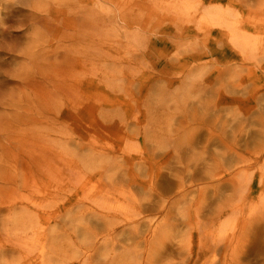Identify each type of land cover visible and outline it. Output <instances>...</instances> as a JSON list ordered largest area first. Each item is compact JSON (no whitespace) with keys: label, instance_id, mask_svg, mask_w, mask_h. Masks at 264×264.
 Instances as JSON below:
<instances>
[{"label":"rangeland","instance_id":"1","mask_svg":"<svg viewBox=\"0 0 264 264\" xmlns=\"http://www.w3.org/2000/svg\"><path fill=\"white\" fill-rule=\"evenodd\" d=\"M2 1L0 0V139L3 138L4 141L1 142L2 144L0 143L2 146H0L2 155V157L0 156V188L2 189L0 192V247L6 246L8 235L5 230L8 227L11 228L13 224L11 221L13 217L9 219L7 215L11 205L17 207L16 211L19 212V207H23L21 210L24 212L25 209H28L27 212L31 215L29 213H25V215L28 220L31 219V216L33 217L31 220L33 224L28 227V222L23 232L25 240L21 243L23 261L16 260L17 251L14 254L12 251L5 253L4 259L1 261L13 260V264H23L26 260L28 263H32L36 257L39 260L42 248L37 245L44 244L50 249L51 240L47 237L48 241L46 242L43 239V234L53 231L51 235L57 248L61 252L65 251L69 254L65 264H103L104 262V264H108L111 261L109 256L112 254L106 255L105 253L111 251L109 245L114 248L112 251L114 255L125 260L118 264H128L132 259L129 256H124L123 250L132 242L130 235L127 237L126 234L119 235L115 241L107 243V250L106 246L99 247L102 240H99L97 244L87 245L83 250H75V245L70 241L72 235L68 228L71 224L75 225L72 220L76 216L83 217L88 208H91L98 212L111 214L115 212L123 218L128 211L131 214H140L137 223H144V225L139 229L137 226V235L134 234V240L138 241L144 239L147 234L146 225L149 226L148 229L152 228L153 230L158 224L167 223L169 225L167 229L162 226L160 228L164 232L160 243L164 242L166 246L164 252L166 259L164 261L166 262L164 264H264V148L258 150L264 141V128H261L258 122L262 116L264 117V97L259 102V109L249 111V113H253V117L242 122L247 126L243 124L246 131L240 133L241 137L250 139L257 128L256 133L261 134L260 143H250L245 146L239 138L234 147L235 140L230 139V135H225L230 134V127L243 121L238 117L234 118V111L242 110L243 107L254 103L247 102L245 88L248 90L249 80L264 65V62H261L262 60L257 56L262 54L264 48H260L263 45L262 40H264V27L259 25L260 22L258 25L252 23V20L259 15L254 18L252 14L249 15L250 25L242 23V25H247L244 28L248 34V44L253 50L238 53L225 39L218 42L224 33L226 35V32L224 29L219 30L213 27L215 20L213 23L210 22V17L215 18L217 14H204L206 9L226 6L229 0H215L205 4L202 2L203 6L199 7V10L190 9L197 7V3H194L195 0H184V4H187L185 7L187 10L189 9V16L183 17L184 23L187 24L186 20L190 21V16L195 15L192 18H196V24L203 25L213 31L212 36L217 41L212 43L215 49L214 53L211 50L209 57L200 61L201 66L206 65L203 72L192 71L187 77L188 83L196 81L201 86L200 92L185 93L187 98L180 99L178 97L186 91V89L184 91L181 89L182 76L185 73L183 70H186L187 73L189 67L197 66L195 63H190L184 69V65L180 64L186 62L185 58L182 61L172 60L168 68L162 65V73L158 72L161 70V67H158L155 72L147 74L144 72L145 70L143 73L139 72V69H143V60L142 57L140 60L137 56L134 59V64L131 65L137 68L135 70L127 69V63L120 65L117 64L118 60L113 62L112 68L120 66L124 69L122 71L123 83L125 88H128L127 93H119L103 85L101 88L105 90L106 96L114 102H105V100H101V97L96 100L97 85L90 82L86 84L83 81V94L81 95L84 97L80 95L82 98L78 105L76 100L79 98L76 96L72 101L74 103L69 102L68 99L64 100L63 96L69 92L66 89L62 100H56L58 109L43 111L41 108L40 111L39 107L36 109L31 104V101L34 100L30 96L33 90L41 88L42 78L38 75L37 82L35 70L43 69L45 76L50 75L53 69V60L49 66L45 61L39 62L37 66L27 57L29 51L35 48L47 50L49 44H52L53 48L57 49V57L60 55L59 59L62 57L68 59L69 53L63 45L70 48L75 47L81 53L79 57L82 61L87 60V62L75 61L73 63L69 56V62L66 64L68 72H65L82 70V65L87 70L90 68V60L87 55H83L85 52L81 51V47L89 48V43L83 41L76 44V42L70 41L67 33L69 31V34L79 35L85 32L86 36H91V30L85 26L82 29L83 32H80V22L73 19L76 14L61 6H54L52 8L54 10L51 9L52 11L49 12L50 16H47L48 13L44 10L41 13L33 12V5H46L43 8H49V5L52 6L51 0H9L7 4H2ZM124 1L122 0L121 3ZM198 1L201 2V0ZM242 1L231 0V2L241 5L239 7L244 11L245 7H242L240 3ZM263 3L264 0H247L246 5L254 6L260 11L261 7L258 5ZM99 4H101L98 11L99 16H101V9L105 11L104 13L113 10L109 3L99 2ZM242 11L237 19H229V24L233 20L241 21L243 19L245 21L246 14ZM142 19L148 23L147 17ZM255 19L257 20V18ZM263 21L264 19L261 22ZM58 23L60 24L58 25ZM74 26H77L76 29ZM165 29L168 31V27ZM123 31V29L112 30L108 25L99 22L93 39H96L98 44L101 40L103 43H107L104 46L105 49H108L110 44H114L117 39L126 45L124 38L119 37L120 34L123 35ZM162 37L164 45H168V36ZM35 38L38 40L33 41ZM156 48L157 50L166 49L162 44L157 45ZM149 52L154 53L155 57H159L158 53L151 50ZM124 54H126L125 47L122 46V53L119 55ZM71 56L75 57L76 54ZM127 57L129 56L127 55ZM250 58H253L252 60L256 58L255 62L252 63ZM126 60L128 61L127 58ZM106 63L110 64L109 61ZM128 63L130 65L129 61ZM98 64L96 62V66ZM221 72L224 74H220L219 77ZM258 73L262 75L261 72L258 71ZM217 77L220 79L219 82H217ZM86 79H89L88 75H81L77 82ZM206 79H211V84L206 83ZM161 80H164L165 83H162ZM38 85H40L39 88H37ZM31 86L35 88H31ZM261 89L264 92V83ZM70 94L69 92L68 95L70 96ZM233 96H237L238 101L233 103L234 107L226 108L223 104L230 102V98ZM14 100L20 102L21 108L16 109L11 105ZM194 111L196 112L195 117L193 116ZM205 112L207 114L204 115V120L199 122L198 119ZM216 115H221L223 120L227 119L230 125L222 134H220L219 128L212 126L211 119L213 120ZM208 118L210 123L207 122ZM52 120H54L53 123H51ZM53 124L56 125L55 129L47 131ZM30 128H34L33 132L38 130L39 134L35 139L37 141L35 149H38L36 156L28 154L34 150L26 151L28 149L26 141H24L25 144H8L7 140L4 143V134L17 137L19 131H26ZM189 131L195 133L190 142V149L189 146H186L187 141L179 140L184 132ZM137 133L141 134L137 135ZM210 133H212L211 137ZM27 134L32 137V133ZM27 139L31 143V139ZM93 141L99 142L101 146L95 145V150L109 154L99 164H105L104 169L108 170L107 176H114L118 173H126L128 176L124 177L122 181L111 179V184L110 180L104 178V174L102 177L100 175L91 177L89 174L76 180L77 173L72 171L84 168L83 162L95 161L89 155L90 151L88 150V147L93 145ZM79 147L82 148L81 151H79ZM120 148L124 150L125 154L119 153ZM203 149H205V153L202 161L198 162L199 166L196 167V170L194 169L196 164L194 155H201ZM87 155L89 158H86ZM116 155L121 159L112 161L113 156ZM238 155L242 158L238 159ZM176 156L180 159H176ZM107 161L110 163L106 164ZM89 171H91L90 168ZM2 181H5L8 186L4 185ZM100 181L108 186V191L113 192L112 187H116L118 192H113L112 197L105 200V197L96 190L81 189V183L87 184L90 188L92 186L99 188ZM142 183L146 187H139ZM30 187H32V191L36 190L37 194H29L27 188ZM83 192H85L84 196L87 200H83ZM93 192L95 193L93 194ZM184 195L186 196L184 197ZM26 197L36 204L31 205ZM129 197L135 201H131ZM92 198H94V202H91ZM140 205L142 209L139 208ZM126 208L129 210L126 211ZM68 209H72L70 214L61 218L62 211ZM217 212L221 213L220 218L211 223L212 216L217 215ZM37 214L41 215L39 219L36 217ZM25 215L22 217L24 218ZM88 215L90 216L89 213ZM93 219L95 220V218ZM119 221L121 224L124 223L122 220ZM88 224L91 226L90 229L94 228L96 233L93 232V234L99 236L106 229L103 223H101L102 225H95V222ZM138 224H124L120 225L118 229L126 231ZM200 224L206 225L207 232H210L209 235L206 233V237L201 234V231L197 233L200 226L202 227ZM35 227H45L41 231L42 243L40 240L37 244L32 242L30 231L35 230ZM189 228H191L190 231ZM232 236L233 238H231ZM200 237L204 239V242H199ZM78 240L82 241L81 238ZM216 240H223L218 244L220 250L211 249L213 246L211 241L215 242ZM160 243H157L158 246L154 245L156 248L152 253L153 262ZM141 248H143V244ZM45 254H49V252L46 251ZM85 254L89 258H86ZM76 257L79 260H76Z\"/></svg>","mask_w":264,"mask_h":264},{"label":"bare ground","instance_id":"2","mask_svg":"<svg viewBox=\"0 0 264 264\" xmlns=\"http://www.w3.org/2000/svg\"><path fill=\"white\" fill-rule=\"evenodd\" d=\"M121 1L122 0H51L52 6L50 7V5H49V8H43L46 5H40V4L33 5V12L41 13L44 10V11H47V13H48L47 16H50L51 13H49V12L54 10V9H52V8H54V6L55 7L61 6L62 8L70 10L69 12L76 14L75 17H73V19L75 18L76 20H78L80 22V32H83L82 29L85 26H88V28L91 30V33H90L91 36H89V35L86 36L85 32H83L79 35L69 34L70 33L69 31L67 33L69 35L70 41L76 42V44H78L79 42H83V41L89 43L88 44L89 48H86L84 46L81 47V51L85 52L83 55L84 56L87 55V58L90 60V63H89L90 68H87V70H85L83 65H82L81 66L82 70L73 71L71 73L65 72V71H67L66 70V64L69 62V56H70L71 60H73V63H75V61L76 62L77 61L83 62V63L87 62V60L82 61V59L79 57V56H81V53L75 47L70 48L68 46L63 45L64 48L66 49V51L69 53V55H68V59L61 56L62 60L59 59L60 55L57 57V49L53 48L52 44H49V48L47 50H42V49L38 50L35 48V49H32L31 51H29V54L27 55V57L30 59V61L32 63H36L37 66H38L39 62H43V61L47 62V66H49V65H51V61L53 60V66H52L53 69H52V72L50 73V75L45 76L43 74L44 73L43 69L37 68V71L35 70V73L37 74V78H36L37 82H38V75L40 78L45 79V80L41 79V81H40V85H41L42 89L39 88L40 85H38L37 88H39V89L33 90L32 95H30L31 98L33 97L32 100H34L33 102L31 101V104L33 106H35L36 109H38V107H39L38 110H40V111H41V108H43V111H47V110L48 111H54L55 109H58L56 100H62V95H63V93H65L66 89L69 90V92L71 94L69 96L68 95L69 92H68V94H66L67 93L66 92L65 95L63 96L64 100L68 99L69 102L74 103L72 101L74 100L73 98H75V96H76L79 98V100L78 99L76 100L77 101L76 103L78 105L79 101H81V98H82L81 96H83V95H81V94H83V88H82L83 81L86 84L88 82H90V83H95L97 85L98 89L96 91V94L99 97H96L97 96L96 95L95 96L96 100L101 97V100L103 99V100H105V102H114V100H110L111 98L106 96L105 90L101 87H103V85H104L107 88H109L113 91H117L119 93H127L128 88H125L124 83H123L122 71L124 69L121 68L120 66H117V68H112L113 67L112 64H113V62L118 60L117 64L122 65L123 63H127V65H128L127 69L135 70L137 68L135 66H131V65L134 64V59L137 56L140 58V60L142 57V60H143V69H139V72L143 73V71L145 70L144 72L147 74L149 72H155L158 67H161V70L158 72L162 73V71H163L162 65H165L166 68H168V66L170 65L172 60L182 61L185 58L186 62L184 64L183 63L180 64V65H184V69H186L185 67H188V65L190 63L191 64L195 63L197 66L195 68L189 67L190 69L188 70L187 73H186V70H183V71H185V73L182 76L183 80L181 81V89H182V91H184L186 89V91L183 94L179 95L178 97H180V99L184 98V97L187 98L188 96L185 93L190 94L191 91L192 92H197V91L200 92L201 91L200 83H197L196 81L195 82L190 81L189 82L190 84H189L187 82V77L192 73V71L193 72H198V71L203 72V70L206 68V65L201 66L200 61L207 59L210 55L211 50L213 51L212 53H214V51H215L214 46L212 44V43H214V41H216V39L212 36L213 31L207 29L203 25L201 26L199 23L198 24L200 26H198L196 24V21H195L196 18H192L195 15H192V17L190 16V21L186 20L187 24L190 23V25L187 26V24L184 23L185 20L183 19V17L184 16L186 17V15L189 14V11H188L189 9L187 10V8L185 7V5H187V4H184V0H125L124 3H121ZM213 1H215V0H201V2H199L198 0H195L194 3H197V7L196 6L191 7L190 9L199 10V7L203 6L201 4L202 2L205 4V3H211ZM99 2L109 3V5L113 9L112 11L106 12V13H104L105 11H103L101 9L100 15L102 16V14L104 13L102 18H101V16H99V13H98L99 9L101 8V4H99ZM1 3L7 4V3H9V0H3ZM240 3L242 4V7H245L244 11H242L240 9L239 6H241V5L237 4L236 2H231V0H229L228 4L226 6H222V7L215 6L213 8L206 9V11H204L205 12L204 14L216 13L217 17H215V18L210 17V19H209L210 22L213 23V20H215V22L213 23V27L217 28L219 30L220 29L225 30L226 35L224 33V36L222 38H220L218 42H221L220 40L225 39L230 45H232V47L238 53H246L247 51L249 52V51L253 50V48H251L248 44L249 38H248V34L246 33L245 28H244V26H247V25H242V23H246V24L250 25L249 15L252 14L253 18L256 15H259V17H255V18H257V20L255 18H254V20H252V23L258 25V22H260L259 25L264 27V21L261 22L264 19V9H263L264 3L262 5H258L261 7L260 11L258 10V8H254V6L253 7L247 6L246 5L247 0H243ZM235 7H237V8H235ZM57 11H58V9H57ZM241 11L243 13L245 12V14H246V16L244 17L245 21L243 19L241 21L233 20L231 22V24H229V19H233V18L237 19L238 17H240ZM58 12H60V10ZM143 17L144 18L147 17L148 23L143 21V20H145V19H142ZM200 17H199V19H200ZM66 20H68V19H66ZM188 20H189V17H188ZM201 21H202V19H201ZM65 22L68 23V21H65ZM99 22L101 24L108 25V27H111V29L115 30V31H116V29H123L124 30L122 32L123 35L120 34L119 37L124 38L126 45H123L120 42V39H117L114 44H110L108 49L104 48V46H106L107 43H103L102 40L100 41L99 44L96 43V39H93V37H95L94 31L98 27ZM60 23H58V25ZM76 27L77 26H74V29H76ZM166 27H168V31L165 29ZM128 31H135V32H128ZM33 34H35V33H33ZM35 35H38V34H35ZM221 35H223V34L221 33ZM162 36H164V37L168 36V39H169L168 45H164V39ZM37 40L38 39L35 38L33 41H37ZM262 41H263V45L260 46V48L264 47V40H262ZM160 44H162V46L166 49L164 50L163 48H161L160 50H157L156 47H157V45H160ZM122 46L125 47L126 54L119 55L120 53H122ZM71 47H73L72 44H71ZM29 48H28V50H29ZM148 49L155 52V53H158L159 57H155L154 53L149 52ZM172 52H174V54H172ZM26 53H28V52H26ZM33 54H37V55H33ZM72 54H76V56L75 57L71 56ZM127 55L129 57H127ZM169 55H171L170 58H169ZM96 56L98 57V59ZM257 56L259 57L260 60H262L261 62H264V48H263L262 54L261 55L259 54ZM126 58L130 62V65H129L128 61L126 60ZM252 59L253 58H250V61L252 63H254L255 62L254 60H256V58H254V60H252ZM106 61H109L110 64L109 65H107V63L105 64ZM96 62L99 63L98 64L99 66L98 65L96 66ZM58 68H59V70H58ZM258 71L261 72L262 75H259ZM220 74L222 75L224 73L223 72L219 73V75H218L219 77L221 76ZM81 75L82 76L88 75L89 79L77 82L78 78H80ZM207 75L209 76V74H207ZM219 77H217V82L220 81ZM211 79H206V83L209 84ZM161 82L165 83L164 80H161ZM263 83H264V65H262L261 70H257L256 75L252 79L249 80L248 86H247L248 90L245 88L246 96L248 97L247 102L252 101V102H254L253 105H247V106L243 107L242 110L238 109V111H234V113H235L234 118L236 119L238 117L239 120H243V121H239L240 122L239 124H236L235 126L230 127L228 120L227 119L223 120L221 115H216L213 118V120L211 119V121L213 122L212 126L219 128L220 134L225 132L226 128L230 127V131H229L230 134H225V135H230V139L235 140L234 147L236 145V141L239 138H240L239 140L244 142L245 146L250 145V143H253V144H255L257 142L260 143V141H261V134L256 133L257 128L255 129V132L252 133V135H254V137H252V135H251L250 139H246V138L241 137L240 133L244 132V130L246 129V127L242 126L245 123H242V122H246L250 117H253V115H252L253 113H249V111H254L255 109H259L258 108V106H260L259 102L264 97L263 89H261ZM89 85H91V84H89ZM31 88H35V87L31 86ZM92 90H94V89H92ZM208 93H210V92H208ZM104 95L106 96V98ZM193 98H195V97H193ZM249 98L252 100H250ZM230 99H231L230 102H226L223 104L226 108L234 107L235 105L233 103H236L238 101L237 96H233ZM101 100H100V102H102ZM206 100H208V99L206 98ZM177 101H179V100H177ZM19 103L20 102L18 100L17 101L14 100V101H12L11 105L16 109H19V108H21ZM200 106H202V105H200ZM236 108H238V107L236 106ZM184 111H187V110L184 109ZM47 113H49V112H47ZM206 114L207 113L205 112L203 114V116H201L198 119V121L199 122L203 121L204 117H205L204 115H206ZM193 116L194 117L196 116L195 111L193 113ZM240 116H241V118H240ZM53 121L54 120H52L51 123H53ZM263 121H264V117L262 116L258 120L261 128H264V122ZM207 122L210 123L209 118L207 119ZM55 126L56 125L53 124L51 126V128L48 129L47 131H50L51 129H55ZM245 126H247V124H245ZM33 130H34V128H30L26 131H19V133H18L19 135L17 137L9 136L6 133V134H4L5 135L4 136L5 142L4 143H6V140H7L8 144L9 143L25 144L24 141H26L28 143L27 144L28 149L26 151L34 150L31 153H28V152L27 153L30 155L36 156V154L38 153V149H35V145L37 143V141L35 139L38 138L39 134H38V130H37V132H33ZM135 130H136V128H135ZM3 133H4V131H3ZM27 133H32L31 134L32 137L28 136ZM140 134L137 133V135H140ZM194 134L195 133H192V131L184 132L183 135L179 137V140L182 141V139H184L183 141H187L186 146L187 147L189 146V149H190V142L193 140ZM209 136L211 137L212 133H210ZM27 138L31 139V143L28 141ZM207 138H209V137H207ZM3 141H4V139L1 138L0 143ZM95 145L97 147H101L99 145V142H97V141H93V145H90L88 147V150L90 151L89 155H91V158L94 159L95 161L83 162V166H85L84 168L77 169V171H75V170L72 171L73 173H77L78 178L76 176V178H77L76 180L82 179V177L88 176L89 174H91V177L97 176V175H100L102 177V175L104 174V178L106 177L108 180H110L109 183L111 184V179L117 180V181H122V179L124 177L128 176L126 173H118L114 176L111 175L110 177H108L107 176L108 170L104 169L105 164H101V165H99V164L101 162H103V160L105 159V156H109V154L104 153V152L99 151V150H95V148H94ZM13 148H14V146H13ZM263 148H264V141L259 146L258 150L263 149ZM78 149H79V151L82 150L81 147H79ZM253 150L256 151L255 149H253ZM119 153L125 154L124 150L122 148L119 149ZM204 153H205V149L202 150L201 155L200 154L194 155V159H196V164L194 165V169H196V167L199 166L198 162L202 161ZM8 154H10V153H8ZM0 156L2 157L1 154H0ZM86 158H89V156L87 155ZM241 158H242V156L238 155V159H241ZM119 159H121V157H118L116 155V156H113L112 161H119ZM176 159L179 160L180 158H178L176 156ZM131 160H132V158H131ZM96 162H97V164H96ZM109 163L110 162L107 161L106 164H109ZM203 164H205V163H203ZM89 168L91 169V171L88 172ZM205 168L204 169L202 168V169L205 170ZM194 174H196V173H194ZM80 175H82V176H80ZM2 183L4 185L8 186V184L5 181H2ZM112 184H114V183H112ZM142 186L146 187V185L143 183H142V185H139V187H141V188H142ZM112 188H113V192H118L116 187H112ZM27 189L29 190V194H37L36 190L32 191V187L27 188ZM81 189L86 190V191L96 190L100 193L101 196L105 197V200H109L112 197V193H113V192L108 191L109 190L108 186H106L103 183V181L99 182V188H95L94 186H92V188H90L87 184L81 183ZM1 191H2V189L0 188V192ZM94 193L95 192H93V194ZM84 194H85V192H83V200L84 199L87 200V198H85ZM185 196L186 195H184V197ZM21 197H23V195H21ZM130 199L133 202L135 201L133 198H130ZM26 200L29 201V203L33 206L36 204V202L28 200L27 197H26ZM20 201H22V200H20ZM91 202H94V198H92ZM96 204H99V203H96ZM105 205H106V203H105ZM263 206H264V202H263ZM139 208L142 209L141 205L139 206ZM21 209H23V207L18 208V210H20V212L16 211L17 207H15L14 205H11L10 211L8 210L9 211V213L7 214L9 216L8 218L10 219V217H13L11 220L13 222V224H12L11 228L8 227L5 230L6 234L8 235V241L6 243V246L0 247V264H13L14 263L13 260H11L9 262L1 261L2 259H4L3 256H5V253H11V251H12V254H14V252L17 251L18 256H17L16 260L19 259V261H23L22 260L23 252L21 250L22 249L21 247H23L21 245V243H22V241H25L23 238V236H24L23 232H24V229H26L28 222H29L28 227L32 226L33 222H31V220H33V217L31 216V219L28 220L25 213H29V212H27L29 210L25 209V212H24V210H21ZM199 209H201V206H199ZM71 210L72 209L63 210L64 215H63V211H62L61 218L67 217V215L70 214ZM110 210H112V209L110 208ZM128 210H129V208H126V211H128ZM220 210L223 211V209H221V208H220ZM240 211L242 212L243 209ZM88 213L90 214V216L88 215ZM217 213H218L217 215L212 216L213 219L210 221L211 223H213L214 220H216L217 218H220L221 213L220 212H217ZM23 215H25L24 218L22 217ZM139 216H140V214H138V213L131 214V212L128 211V212H126V214L124 215V218H123L122 216L118 215L115 212H113L112 214L111 213H104V212H98L94 209L88 208V210L83 214V217H77L76 216L75 219L72 220L73 222H75V225L71 224V226H69V228H68V230L71 232L70 234L72 235V238L70 241H71V243H73L75 245V250L80 251V249L81 250L85 249L87 245L91 246L93 244H97V242L99 240H102L101 244H99V247L100 248L105 247L107 245V243H109L111 241H115L119 235L126 234V237L128 235H130V237L132 238L131 244L128 245L127 248H125L123 250L124 256H129L132 259V261H130L128 264H154V262H155V264H164L166 262V261H164V260H166L165 259V253H164L166 246L164 245V242H162L163 244L160 243V240L162 239L161 237L164 235L163 230L160 228L162 226V228L167 229V227H169V225L167 223L158 224L155 227V229H153V230H152V228L148 229L149 226L146 225L145 227L147 229V231H146L147 234L144 236V239H140V241L134 240V234L137 235V226L139 229V228L143 227V225H144L143 222H142L143 224L137 223V219ZM36 217H37V219H39L41 217V215L37 214ZM93 218H95V220ZM119 220H122L124 223L121 224V222ZM91 222H95V225H100L101 223H103L104 226L106 227V229L102 232V234L100 236L98 234H93V232H95L94 228L90 229L91 226L88 224ZM129 223L130 224L135 223L138 225H133L132 228H128L126 231L124 229L119 231L118 228L120 225L129 224ZM200 225H202V227ZM200 225H199L200 229H199V231H197V233L201 231V234L205 235V237L207 236L206 233H208V235H209L210 232H207L206 225H204V224H200ZM44 228L45 227H41V228L35 227V230L30 231L33 243L37 244V243H39V240H40V243H42L41 231ZM190 229L191 228H189V231H190ZM7 230H9V232H7ZM132 230H134V232H132ZM176 230H177V228H176ZM54 231L58 232L56 230H54ZM191 231H193V230H191ZM150 232H152V234H149ZM52 233H53V231H51V233H50V231H48L45 234H43L44 235L43 239L46 242L48 241L47 237L51 240L50 249H48L47 246L44 244H38L37 246L41 247L42 252H44V253H42V252L40 253L41 258L39 257V260H38V257H36L32 263H30V262L28 263L26 260L23 262V264H25V263L26 264H40V261H42V264H44V263H46V264H65V262H67L66 258H69V254H67L65 251L61 252L59 250V248H57V245L53 242V236L51 235ZM88 233H89V236H88ZM79 238H81L82 241H79L78 240ZM231 238H233V236ZM35 239H36V242H35ZM222 241L223 240H216L215 242L211 241L213 244V246H211L212 247L211 249L220 250V248L218 247V244H219V242H222ZM199 242H204V239L202 237H200ZM157 243H160L161 245L159 244L160 247L156 250L157 251L156 258H154L155 261L153 262L152 253H154L153 249L156 248V247H154V245L156 246ZM142 244H143V248H141ZM198 244H200V243H198ZM108 247L111 248V251H106L105 254L106 255L112 254L111 256H109L111 261H109L108 264H118V262L121 263V261H125L122 258L120 259L118 256L114 255V253L112 252V251H114V248L112 247V245L111 246L109 245ZM107 249L108 248L106 246V250ZM46 251H48L49 254H45ZM72 258H75V257H72ZM86 258H89V256L86 255ZM76 260H79V259L76 257Z\"/></svg>","mask_w":264,"mask_h":264}]
</instances>
